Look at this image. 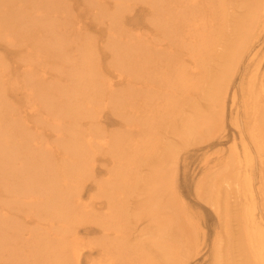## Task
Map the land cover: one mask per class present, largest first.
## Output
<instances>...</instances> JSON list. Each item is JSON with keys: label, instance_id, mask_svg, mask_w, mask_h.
<instances>
[{"label": "bare ground", "instance_id": "1", "mask_svg": "<svg viewBox=\"0 0 264 264\" xmlns=\"http://www.w3.org/2000/svg\"><path fill=\"white\" fill-rule=\"evenodd\" d=\"M227 115L240 149L205 201L223 167L226 264H264V0H0V264H186L170 170Z\"/></svg>", "mask_w": 264, "mask_h": 264}, {"label": "rangeland", "instance_id": "2", "mask_svg": "<svg viewBox=\"0 0 264 264\" xmlns=\"http://www.w3.org/2000/svg\"><path fill=\"white\" fill-rule=\"evenodd\" d=\"M129 16L136 20L141 19L138 17L137 11H133ZM88 22L90 24L89 18ZM127 22L128 26L133 25L131 20ZM130 22H132V24H130ZM93 27L94 24L89 26L91 31L95 29ZM227 108L229 111V101ZM226 118L225 128L221 133L216 134L212 138L196 141L186 146L177 156L178 160L175 174L171 173L170 170V175L173 176L175 183V191L172 193L174 208L177 213L183 212V215L180 216L182 220L180 218L177 220L180 219L183 222L185 230L188 229V233L191 231L199 232L198 238L200 245L197 249L198 253L193 256L189 255L193 254L196 251L195 249L190 250L189 253L181 251L184 246L185 248L188 247L187 235L188 239H191L193 236L185 232V234H183L181 238L179 237L174 243L175 246L179 248V257H182V260L187 259L186 264H211V248L216 240H218L219 250L222 256L221 260L224 264H226L227 260H235L234 263L238 261L237 250L235 249L238 230L236 229L233 216L235 207L233 201L236 200V194L233 188L229 190L225 188V180L220 176V173H223V167H220L217 173V177L220 179L219 182L221 183L218 196V203L221 209L220 212L216 213L213 207L205 201L206 199L210 200V197L208 193L204 191L206 182L204 178L205 174L210 170L218 168L220 163L225 161L229 156L233 132L236 136L237 148L240 149L237 132L233 129L229 115H227ZM108 128L112 130L118 129L117 126L113 124H110ZM250 157L252 163L250 167H248L249 177L252 178V183L255 188L260 179L259 157L257 158L254 151H251ZM262 160H264V156ZM170 167V164L166 165V168L170 169ZM261 176L264 185V168L261 172ZM254 194L255 199H258L257 194ZM225 208L226 211H224ZM145 223L142 225H145ZM147 227H151V225ZM96 236H98V234H91L85 238L93 239L96 238Z\"/></svg>", "mask_w": 264, "mask_h": 264}]
</instances>
